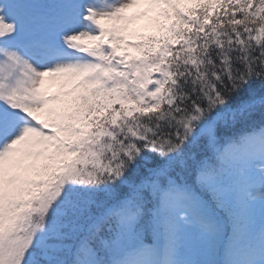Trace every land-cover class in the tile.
Wrapping results in <instances>:
<instances>
[{
	"label": "snow or ice",
	"instance_id": "6c2138e0",
	"mask_svg": "<svg viewBox=\"0 0 264 264\" xmlns=\"http://www.w3.org/2000/svg\"><path fill=\"white\" fill-rule=\"evenodd\" d=\"M0 264H264V0H0Z\"/></svg>",
	"mask_w": 264,
	"mask_h": 264
},
{
	"label": "rangeland",
	"instance_id": "374dc122",
	"mask_svg": "<svg viewBox=\"0 0 264 264\" xmlns=\"http://www.w3.org/2000/svg\"><path fill=\"white\" fill-rule=\"evenodd\" d=\"M139 24H140V22H139ZM137 29H139V27H137ZM52 90H54V92L56 91V87L54 86V87H52Z\"/></svg>",
	"mask_w": 264,
	"mask_h": 264
}]
</instances>
